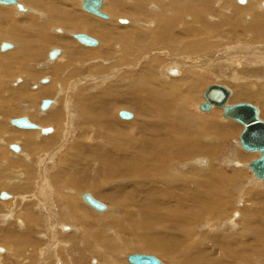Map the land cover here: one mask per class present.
<instances>
[{"label":"bare ground","instance_id":"obj_1","mask_svg":"<svg viewBox=\"0 0 264 264\" xmlns=\"http://www.w3.org/2000/svg\"><path fill=\"white\" fill-rule=\"evenodd\" d=\"M16 1L18 3L19 1L22 2L27 7L26 9V7H23L21 5L24 11H17L18 13H25L28 10V13L33 12L32 13L33 15L29 14L23 17H19L20 15L19 16L16 15L15 9L13 8L14 6L11 7L7 5L11 8L5 7L6 9L5 8L3 9L2 7L5 5H0V42L9 40L15 44L13 45L10 42L12 44L11 48H7L5 50L0 51L1 52L0 53V119L1 121L3 120L2 122H5L4 118H7L9 116L12 117L18 115L20 116L19 112L26 111L27 113L25 115L30 118V120L29 119L28 120L32 121V123H34L39 129L44 127L51 128V126L53 127L51 129L52 132L51 135L44 137L43 139L41 138L40 141L39 140L36 141L35 140L36 137L37 136L40 137L39 130L23 129L28 131L12 132L10 130L7 131L4 126L0 125V137L3 136L2 145L0 146V166L2 165L0 171L5 169L7 172H11V171L20 172L23 178V180L20 181L19 179V181L15 183L17 185H14L13 187L11 186L9 188L13 189L14 192H18V191L26 192L27 190H30V188L31 190H34L35 189L34 185H36V182L34 180L37 177L36 176L34 179V173L37 174L39 170L41 181L40 182L38 181V184L36 185V190L34 191L35 193L38 192L40 194V192H42L45 189L44 186H42L43 183L44 182L46 183L48 180L46 179V175L43 174V172L45 171L44 167H46L47 164L49 163L47 159H49V161H52V157H54L57 151H60L66 143L63 142L64 144L59 146L58 150H55V152L52 151L54 153L52 152L49 153L48 147L46 146L44 140H47L48 143H51L52 146L54 147L57 141H58L57 143H60L62 140H67L68 142V139L66 138L68 133L72 135V133H74L78 129L79 132L81 133L80 135L77 136L78 139H75L77 143L74 144L71 143L72 145L68 147V150L66 149V151L63 152L62 155L63 157L59 159L58 167H57V169L60 170L59 173L49 178V181H53L57 187V190L54 191L56 195V199H53L55 200L54 205H56L54 209L48 207L47 205L45 206L44 201L39 196L37 197V193L35 195L36 197L35 200L39 202L38 204L39 208H37L38 212L40 211L42 213L44 211L45 213L47 211L46 213H49L50 209L52 211V213H49L51 215L50 218H52V220L51 219L50 221L47 220V224L44 225L49 229L50 232L49 231L46 232L47 230L44 227V230H46L45 232L49 233L50 237H53L54 233L60 230L63 231V233H66L65 231L67 230H69L70 233L79 232L80 229L78 227H81L80 225L78 227L72 224L71 226H69V225H65L67 222L65 223L62 221L63 219H70L73 220V222L76 221L83 226L86 225H98L101 227L110 226L111 229L114 228L116 230L114 231L115 233L118 232L119 234H121V232L116 229L119 228L121 230L122 225L121 222L117 219L118 217H116L118 210L114 207V205L113 207L105 206L104 210L102 211L95 212V210L92 209V212L96 213L99 216V217L97 216L98 218L95 220L90 218L86 220H81L79 218L80 217L79 214L82 212L78 205L80 204L81 200L80 201L78 200V204L76 201V199H78L77 197L78 193L82 191H89L90 193H94L97 197L106 200L107 196H110L111 193H113L114 191L112 190L106 191L108 187L104 188L106 186V183L104 182L119 179V182H117L119 183L118 187H120V189H118V196L117 197L115 196L116 197L115 199L113 198L118 204L116 206H120V207L122 206L123 208L124 207L126 208L128 201L126 203L123 200H121V198L130 199V197L132 200L134 198L138 203L141 204L137 206H135V204L134 205L128 204L133 206V210L127 213L125 212L126 213L125 218H127L128 220L130 219L132 220L131 239L132 241L134 240L135 244L134 243L133 244L135 246H133L130 243L123 242L126 241L125 239L123 241L120 240L122 242L118 243L117 242L118 241L117 239H119L118 236H116V238H110V240L107 239L104 240L101 237L92 236L91 233H89L91 238L88 239H91L92 242L87 239H85L84 241H80L78 238L74 237L75 239L78 240L76 242L73 241L75 244L85 243L87 247L86 250L88 249L90 251V254L87 253L88 254L87 256L97 255L105 262V264L106 263L115 264L119 262L118 257L120 256L119 254L120 251L118 250L122 249L124 251L130 250L140 254L143 253L144 255L155 254L156 256H159L163 259L167 258L170 261L172 260L173 262L175 261L181 264H264V209L261 207H260L261 210L259 209L255 211L248 210L250 212V215H247L244 222L241 221L244 215L241 217L240 221L242 222V228L240 229V231H242V235L239 234L241 235L239 236L240 241L242 240L241 243L234 242L233 240L234 237H232L233 234H229V237L227 236L225 238L222 237L220 238V240L216 242L213 241V243L210 244L211 247H209L208 245L201 247L190 246V245L187 246L186 244L184 245L183 241H181L182 239L181 237L178 238L175 236L172 238H168V240L175 239L176 242L180 241V243L184 245V249L180 251L178 247L171 248L168 242L162 241L167 239V237H165L164 234L168 232H172L174 230L175 232L179 233L178 227L176 225L167 226L164 225V223L170 220L176 221L177 219L181 218L180 210H186L187 208L182 201L183 198L185 199L187 194V190H185L184 188L191 186V183L189 181L193 180V178L191 179L186 178L187 175L185 174H184L185 175L184 178H179L182 176H180L179 174L180 171L178 172L175 170V167H179L183 171V169L187 168L189 165L190 167L198 166V169L202 168L200 170H202V172L203 171L206 172L205 176H203V174L201 173L199 175V179H194L195 182L193 183L195 184L194 186H196V188L193 189L191 193V196L193 198H189V200L195 202V206L197 207L198 211H204V212L208 210V205L206 203H203L205 198H209V199L214 198L217 204H221L223 200L225 201L226 199L228 200L229 198L228 193L230 192L229 189L232 191V193L235 192L238 197H242L244 194L245 195L247 194L248 192L247 190H249L248 188H252L258 184H261L258 182H263L264 180L257 179L253 175L255 180L253 179L254 181H251L252 179L251 175L253 173L248 167V164L250 162L249 163L246 162V164H244L245 162H243V160L242 161L240 160L238 156L239 154H237L236 151H231L228 153V154H232L230 155L232 157H227L228 159L227 161L231 163L229 165L238 168V169L232 168L234 170L231 171L230 175L219 172L218 171L219 169L217 168L215 169L213 167L212 168L209 167L210 164L208 160H207V164L206 162H204L206 165H204L202 161L201 162L203 163V165H201L202 163H199L200 161L198 162L197 160H193V159H192L193 161L185 163L186 157L192 155H198L199 153L202 152V148L200 149L197 145V142L192 140L191 135L190 136H184V135L191 133L194 134L195 132H192V130L194 129H196L198 132L203 124L212 125L211 120H213V124H215L214 121L215 118L214 119L206 118L204 119L206 121H203L201 118L197 119L189 114L186 115L184 110L180 109L182 103L178 104V102H175L176 94L174 93L172 94V92L173 91L176 92L177 85L180 86L179 84L181 83L174 81L168 84L173 90L171 94L170 92H168V90H166V89H170L168 85L166 87H164L165 85L162 86L161 89L157 88L156 84H162V83L161 81L158 80V78L157 79L155 78L156 80L153 78V72L158 67L156 60L150 62L147 68L141 70L140 72H134L130 76L129 83L123 87L124 89L122 90L119 89V92H122V94H120L116 99V102H114L115 104L117 103L119 106L131 108L137 114L139 112L141 117L136 116V118L133 120L131 125L135 127L137 126L140 127V130L143 133L147 132V135L144 134L145 136H139L140 133L139 135L133 134V136L135 135L134 138L129 139V141H126L127 139L126 140L121 139L120 142L114 143L113 145L111 144V141H109L108 143H100L103 145H98L99 146L98 149H94V151L97 150V152L95 153L94 161H96L98 165L97 170H99L101 181L103 182L100 183L99 180L98 182L96 181V184L93 183L91 186L82 185V183H80V181L78 180L80 179V177L77 178L76 176L72 181V183L70 184L73 186L72 187L73 191H75L77 194L73 192L74 195H72L73 194L72 193L70 194L71 196H69L67 192H65V190H63L62 188L66 185H69L67 183H63L67 181V179L63 177L64 169L74 168L75 166L77 167V169L79 168L85 169L87 167L92 168L94 166L93 164L94 161L90 163L92 160L89 162V160H85L84 158L76 159L75 162H72V160L70 159L65 160L66 158L65 155L68 154L69 155L68 157H70L71 155L72 158L74 152L79 153L77 155H85L89 157V155L92 152L93 145L90 146L89 144L90 141L89 142L84 141V139L86 140L88 138V137L86 138V134L88 133L87 131L89 130L93 131V128L97 127V129L100 128L101 133H104L103 137L110 138L111 136H113V127H112L113 125L109 124L108 128L104 130L103 129L104 126H101V121H103L104 118L102 119V116H97V114L100 113L101 115L103 113L102 110H100L101 108L99 107V105L104 102L103 101L105 99L104 96H107L109 93L108 86H107V90H103L102 88H106V87H103L104 83L101 82V84H98V86L93 85L92 87H89V89L87 87L88 91L94 90V92L91 95L89 94V96H85V88H81L78 87L79 85L77 86L75 85L74 90L76 94L74 96L77 97L73 99L74 104L72 105L70 101L71 100L70 95L67 96L66 93L67 90L65 89V87L70 81L73 80L74 77H76V75H78V73L73 71L71 69V66L75 67L77 70L86 68L87 71L86 75H89L90 77L93 75L102 77L104 73H106V71L108 70L114 69L122 64L127 65L134 60L136 61V59L145 51L144 49L146 47V49H148L147 51L150 52L152 51L155 54L157 52L159 54L173 53L174 55L175 54L177 55V60L174 59V61L176 62L173 61L175 65L172 64V66L167 68V70L165 71L166 75L175 78V77H179L182 71H184L182 70L183 65L192 66L195 63L207 65L208 62L210 61L209 56L211 55L206 56L205 54L215 55L218 53L221 54L219 55L221 58H217L218 60H214V61L212 60V63L210 62L213 66H215L214 70H216V72L218 73L217 75L220 76V73H221V77L224 75L223 73L226 70H228L224 66V64H226V66H229L228 68L231 71L236 69V71L233 72L234 73L233 75H236L237 77L234 76V78L238 80V82H243L242 79L239 77V75H241L239 73H242V65L243 66L249 65V62L250 64H254V63H251V61H246L245 63H243L244 60L242 62L240 60L242 59L251 60V58L253 57L252 54L251 56H246L245 54H247L248 51L245 50L242 51L243 48L240 50L236 48L229 50L231 47H229V45L227 44L226 46L223 45L225 46L224 48H216V46L212 47L214 44H212L207 39H211V38L236 39L237 37H239L241 33H246L247 31L242 30L241 26H239L240 23H238L235 20L239 21V19H243L244 21V18L246 17L244 21L245 23L252 18V21L249 20L251 22L250 23L251 26L250 25L249 26L251 27V32L253 34L250 35L251 38L248 41H253L254 43L257 44L258 42L264 43V9H263L264 6L260 5L259 8L261 10L257 9V2L259 0H248V1L245 0L244 4L239 3L237 0L238 4L245 6L231 5L229 3L230 0H214L217 3L215 4V2H213L216 7L213 6L214 4L210 3L209 0H101V5L98 10L101 11V9L103 8L102 11L108 13L111 16V19L124 17L126 19L133 18V20H135V23L133 24L135 26L133 25H131L130 27L127 26V28L125 29H123V27L120 28L115 26L116 24L114 25L113 23H111L110 19L109 22L107 23L101 22V21H97L98 19L94 20L93 18L88 17L85 14L82 15L81 13L77 12L78 9L76 11L75 8L77 5H79V3H81L82 0L81 1L68 0L65 1V3H61V4H56L58 0L57 1L55 0L56 1L55 3L53 2V0H16ZM150 1L154 2V4L152 5L155 4L157 5L155 7L156 10L159 11L158 13H153V14L148 13L149 8L147 9V7L149 4H151ZM215 8L218 12L214 11ZM211 10L213 11L211 12ZM225 10L231 12L229 13L230 16L222 14L223 13L222 11ZM83 11L103 20L109 18L107 14H106L107 17L103 18L94 15L88 11L85 10ZM169 13H171V16ZM210 14L213 15V17L210 16L211 19L212 20L215 19L218 22H214L212 24H209V22L206 23L204 20H206L207 19L206 17ZM232 14L237 15L239 19H237L238 17L236 18V16H231ZM217 16L219 18H217ZM211 19L210 21H212ZM151 20L154 23L153 22L149 23ZM119 24L127 25L128 21H126V23L119 22ZM143 24H151V25L153 24L152 26H154V28L151 29L145 28ZM53 26L57 28L60 27L62 28V30L65 29V32L57 28L54 29ZM224 26L226 27L225 29L223 28ZM52 27H53V31L57 34H62V35L65 34L69 37H72L71 36L72 33L83 32L89 36L96 37L99 40V42L97 40V43L95 45L87 46L77 41L80 45L84 47L93 48V49H86V48L79 49L74 46V44L72 43L71 40H69L68 37H62L61 35H60L61 37H59V35L58 36L56 35L57 37H53V36L51 37L49 35V30ZM115 45L118 46L117 47L118 49L115 48L116 47ZM47 46L59 47V49L63 51V54L62 51L59 50V54L53 60H47V63L36 64L35 67H37L38 69L40 68L44 69L40 74L31 71L30 70L31 68L28 67H33L32 65H34V63L40 58V55L43 53L44 47ZM135 46L136 48L137 46H139L140 48H142V50L137 52V50L139 49L138 47L137 50L135 51ZM219 46H221V44ZM256 47L257 49H261L263 51L261 52L262 54L260 55L262 59H264V46L257 45ZM61 54L63 56H60ZM236 54H238V56ZM95 58L98 61L104 59L112 60L113 65L111 64L110 67H101L95 64V66L86 67V65L82 63L84 61L93 60ZM255 58L257 64L264 63L263 62L264 60L262 61L259 57H255ZM28 62L31 63V65L29 64L28 66L27 64ZM138 66L139 64L135 65L134 71L135 69H137ZM45 76L48 77L45 78ZM193 76L196 79V81H200L199 79H201V76L194 75V73ZM18 77L23 78V79L21 78V82H20L21 85H19L20 87L16 89V91H11L13 93L11 92L7 93L5 91V86L8 85L10 80H14V79L16 80L18 79ZM247 78H250V76H248ZM247 78L246 80L244 78L245 80L244 83L243 84L241 83L240 85L241 90H239V92L237 91L233 95V98L237 99L238 97H242V98L251 99L256 102L258 101L259 105L263 106L262 112L264 114V98L261 95L262 92L261 90H259V87H257L256 90H253V87H250L251 86L250 81L252 80L250 79L248 80ZM251 78L259 82L258 81L259 78L256 77H251ZM41 79H45L46 82L41 83L40 82ZM101 79L105 81L104 78ZM218 79L219 78H217V80ZM29 83H33L32 86L34 84L37 85L36 89L34 90L30 89L32 92L29 91L27 88ZM183 84H187V83L184 82ZM193 84L194 83H192L191 85L188 84V88L192 93L195 90V88H197L198 86L197 83H195L194 85ZM13 86H16L15 88H17L18 83L13 84L12 87ZM179 91L177 90L178 94L181 93ZM50 96L51 98H53V100H51ZM230 96H231V92H230ZM230 96L226 101V105L228 103ZM42 98L44 99L49 98L50 104L45 110L40 111L39 103L42 100ZM69 98L70 100H68ZM202 98H203V93H202ZM20 101H25L26 103L22 105L25 107L21 108L22 110L19 112L16 111L15 109H10L8 107L5 108L6 105L8 104L11 103L14 104ZM199 105L197 106L199 107ZM151 106L159 114L158 116L155 114L152 116H157V117H152L150 115ZM174 106H176V108H174ZM75 108L78 109L79 111L77 115H75V111H74ZM212 108H218V107L212 105L211 110ZM218 109H222V108H218ZM66 111H67V115L68 116L70 115L69 120L67 119V122H65ZM210 111L207 112L199 111V112L206 114L209 113ZM132 117L133 115L131 114V117L128 120H131ZM221 117L223 118V116ZM139 118L141 119L143 118L142 120V122L144 123L143 126H141V121ZM223 119L226 121L228 120L225 118ZM76 120H80V123L78 122L79 123L78 128L74 129L73 125ZM66 126H68L67 129L64 128ZM91 127L93 128L89 129ZM63 129H65L66 136L65 133H63L64 132ZM233 130L234 128L227 127L224 130L222 129V132L217 131L216 133H212L215 131L214 130L210 133L216 135L219 132L218 133L219 135L217 136L223 142L225 140H228L227 137L232 135ZM223 131H225L226 133H224ZM106 132H108V134H106ZM199 133L201 132L199 131ZM238 140H239V136H238ZM10 144H15L17 145V147L19 146L18 152H16L18 156H16L14 152L11 151H10L11 153L9 152L8 146ZM222 144L220 145L222 146ZM128 147H131L130 148L131 151L127 150ZM216 149H219V147ZM213 152L211 151L212 156L214 154ZM186 153L188 154L187 156ZM249 153H258V152H249ZM91 164L93 165L91 166ZM34 168H36L35 172H34ZM227 168H229L228 165ZM245 168L249 169L252 174L248 175ZM242 170H244L243 171L244 173L242 172ZM32 173H33V178L31 176ZM240 173L241 175L245 174L248 178L247 177L244 178L245 175L243 177H240ZM6 179H7V175H1L0 173V183H1L0 185L2 187L7 186L5 181ZM37 179L39 180V178ZM145 181L156 183L160 188L153 190L154 194L152 196H150V194L144 195L141 193L142 191L140 190V188L142 186H140L139 184ZM12 182L10 181L11 185H13ZM41 182L42 185L40 184ZM108 183L109 182H107V185ZM194 186L192 187L194 188ZM159 191L162 195L161 197L162 199L160 200L154 199L153 196ZM68 193H70V190ZM130 194L132 196H130ZM133 194H136L137 196H134ZM20 195L18 196V198L20 197L22 201L20 202L19 200L20 202L19 203L13 200L15 202L14 204L15 206L11 208L8 205L7 214L5 215L20 214L24 218L23 220L24 223L32 224L34 222L32 221L33 217L32 216L30 217L27 211L22 212V209L21 211L19 209L21 208V204L23 202L26 201L30 202L34 197H32L31 195L22 196L21 193ZM169 198L175 199V202L172 203L173 201L172 202L168 201ZM40 205H43L44 208H41L42 206L40 207ZM55 208L57 209L58 214H56ZM82 209L84 210V208ZM170 209H174V210L170 212ZM187 209H190V206ZM104 211L106 213L108 212V214H106ZM156 211L161 212V214H173V215L165 217L159 215ZM101 212L105 213L106 215H103V213ZM234 213L236 212L234 211ZM40 214H39V218L42 219L46 218V214H44L45 217L43 215L41 217ZM100 214H102L103 216L100 217L101 216ZM57 215H59L60 218L59 227H57L58 226L56 221ZM237 215H235V217H238ZM99 220H102L101 223H104V225H100L101 223ZM106 221L108 223H106ZM36 223L37 225L39 224L38 226L40 225L43 226V224H41L39 220L36 221ZM22 224L23 223H21V225ZM179 226L183 228V230L186 229L184 231L185 233H189V235L192 233V231H194V227H192V225H188V223L186 222L181 223ZM224 226L229 227L232 230L236 228L235 224L233 225L230 222L228 225L224 224ZM222 227L223 225L221 224L217 228L220 229ZM29 230H31V228H29ZM80 233L82 235L84 232L82 233L80 230ZM84 235L88 236V234H84ZM159 236H160V240H157L156 238ZM21 237L22 236L20 235V238ZM190 238L191 237L185 236L184 240L188 241L190 240ZM223 239L225 241H223ZM25 240L21 244L24 248H27L28 244L26 245ZM110 241L113 243L111 244ZM34 243L35 242L31 243L33 247L36 246ZM96 246H108L107 250L104 252L106 254V257H104L101 253L98 252V248ZM116 246H118L119 249ZM215 246H220V248L216 250ZM247 246H257L259 249L253 251V247L249 248ZM62 247H67V246H62ZM71 248H73V246H71ZM83 250L85 253V249ZM213 255L217 256V259H211ZM51 257H53V255ZM83 259L85 258L79 259L77 261V264H85L84 262L85 260L82 261ZM86 260H87L86 261L87 264H89L90 261L92 262V260L90 259L89 261L88 259ZM97 260H95L94 264H97V262L98 264H100V260L99 259ZM160 262L162 264H166L163 263L162 261Z\"/></svg>","mask_w":264,"mask_h":264},{"label":"rangeland","instance_id":"obj_2","mask_svg":"<svg viewBox=\"0 0 264 264\" xmlns=\"http://www.w3.org/2000/svg\"><path fill=\"white\" fill-rule=\"evenodd\" d=\"M57 1V0H56ZM55 0H53V2L55 3L56 2ZM63 1V2H62ZM65 1H68V0H58L57 2H56V4H61V3H65ZM69 1H71V0H69ZM81 1V0H80ZM246 1H248V0H246ZM105 2V1H104ZM209 2L210 3H213V2H215L214 0H209ZM261 2V3H260ZM262 2H264V0H259L258 2H257V9H260L259 7H260V5H262ZM19 3H21V5L23 6V7H26L22 2H20L19 1ZM150 3L151 4H149L148 5V7H147V9H148V13H151V14H153V13H158L159 11H157L156 10V7L155 6H157L156 4L155 5H152V4H154V2L152 1H150ZM231 5H235V6H245V5H240V4H238L237 3V0H230V2H229ZM260 3V4H259ZM214 4V3H213ZM215 4H217L216 2H215ZM215 4L213 5V6H215ZM246 5H247V3H246ZM79 6V7H78ZM2 7V6H1ZM5 7H8V8H11V7H13V6H11V7H9V6H3L2 8L4 9ZM216 7V6H215ZM1 8V9H2ZM14 9H15V7H13ZM12 8V9H13ZM261 8H263V7H261ZM6 9V8H5ZM26 9H27V7H26ZM29 9V8H28ZM76 11H77V9H78V11L77 12H79V13H81L82 15H86V16H88V17H91V18H93L94 20H97V21H101V22H109V19H110V22L111 23H113L115 26H117V27H123V29H125V28H127V26L128 27H130L131 25H133L134 23H135V20H133V18H125L127 21H128V24L127 25H125V24H119V22H118V18H124V17H118L117 19H111V16L108 14V13H106L105 11H102V9H101V11L103 12V13H105V14H107V16L109 17L108 19H106V20H103V19H100V18H98V17H95V16H93V15H91V14H89V13H87V12H84L81 8H80V3H79V5H77L76 6ZM211 9V8H210ZM257 9H256V11H257ZM264 9V8H263ZM261 10V9H260ZM213 10H211V12H212ZM215 12H218L217 10H216V8H215V10H214ZM15 12H16V15H20L19 17H23V16H25V15H29V14H32L31 12H29L28 13V10H27V12H25V13H18L17 12V10L15 9ZM223 13V15L225 14V15H227V16H230L229 15V13H231V12H228L227 10H225V11H222ZM258 12H259V10H258ZM257 12V13H258ZM27 13V14H26ZM170 14V16H171V13H169ZM33 15V14H32ZM18 16H15V17H18ZM169 16V15H168ZM189 16V15H188ZM210 16H212L213 17V15H208L205 19L206 20H204L206 23H208L209 22V24H212V23H214V22H218V21H216L215 19H211V17ZM231 16H236V18L238 17L237 15H235V14H232ZM215 18V17H214ZM217 18H219L218 16H217ZM209 19V20H208ZM210 19L213 21H210ZM237 19H239V17L237 18ZM245 19H246V17L244 18V21H245ZM108 20V21H107ZM117 20V21H116ZM208 20V21H207ZM215 20V21H214ZM250 21H252V18L251 19H249ZM248 20V21H249ZM235 21H237L238 23H240L239 24V26H241V29L242 30H246L247 32L246 33H241L240 35H239V37H237L236 39L235 38H233V39H227V38H223V39H217V38H211V39H207L208 41H210L212 44H214L212 47H215L216 46V48H224L225 46H226V44L227 45H229V47H231L229 50H232L233 48H236V49H238V50H240V49H242V51L243 50H245V51H248V53L247 54H245L246 56H251V54H252V58H251V60H249V59H242V60H240L241 62L244 60V62L243 63H245L246 61H251V63H254V64H250V62H249V65H242V73H239V74H241V75H239V77L242 79V81L243 82H238V80H236L235 78H234V76H236V75H233L234 73L233 72H235L236 71V69L235 70H233V71H231L228 67L229 66H226V64H224V66H225V68L226 69H228V70H226L222 75V77H221V71L219 72L220 73V76H218L217 74V72H216V70H214V67L215 66H213L211 63H212V60L214 61V60H218L217 58H221L219 55H221V54H215V55H213V54H205L206 56H209V55H211V56H209V58H210V61L208 62V64L207 65H205V64H197V63H195V64H193L192 66L190 65H183V68H182V70H184V71H182V73H181V75L179 76V77H170V76H168V75H166V73H165V71L167 70V68H169L170 66H172V64H174L175 65V63H173V61H174V59H176L177 60V55L175 54H173V53H163V54H159V53H157L156 52V54L154 53V52H150V51H147L148 49H146V47H145V51L136 59V61L134 60V61H131V63H129V64H122V65H120V66H118V67H116V68H114V69H111V70H108V71H106V73H104V75L101 77V76H95V75H93V76H89V75H86L87 74V71H86V68H83V69H79V70H77L75 67H72L71 66V69L73 70V71H75V72H77L78 73V75H76V77H74L73 78V80L72 81H70L68 84H67V86L65 87V89L67 90L66 91V93H67V96L68 95H70V98H71V100H70V98L68 99V100H70L71 101V104L73 105L74 103H73V99H75L77 96H74L76 93H75V90H74V87H75V85L77 86V85H79L78 87H81V88H85V96H89V94L91 95V94H93V92H94V90H87V87H88V89H89V87H92L93 85H97L98 86V84H101V82H103L104 84H103V87H106V88H102L103 90H107V86H108V95L107 96H104L105 97V99L103 100L104 102L102 103V104H100L99 105V107L101 108H99L100 110H102V114L100 115V113L99 114H97V116H102V119H103V121L104 122H106V123H104L103 121H101V126H104L103 127V129L104 130H106V128H108V125L110 124H112L113 126V136H111L110 138H108V137H103V135H104V133H101V130H100V128H98L97 129V127H95V128H93V127H91V128H89V129H92L93 128V131L92 130H89V131H87L88 133L86 134V140L84 139V141H90V146L91 145H93L92 146V152H91V154L89 155V154H87V155H89V157H87V156H85V155H77V154H79V153H77V152H74V154H73V157L72 158H74V159H72L71 158V155H70V157H68L69 155L67 154V155H65L66 156V158H65V160L66 159H70V160H72V162H75V160L76 159H79V158H84L85 160H89V162L90 163H92L94 160H95V153L97 152V150H95L94 151V149H98V145H103V144H100V143H108L109 141H111V144L113 145L114 143H117V142H120V140L121 139H127L126 141H129V139H131V138H134V136H133V134H136V135H139V133H140V135L139 136H145V135H147V132L146 133H143L141 130H140V127H135V126H132L131 125V123L133 122V120L136 118V116H139V117H141V115H140V113L138 112V114L137 113H135V111L134 110H132L131 108H126V107H124V106H119L117 103L115 104L114 102H116V99L118 98V96L120 95V94H122V92H119V89H124L123 87L126 85V84H128L129 83V81H130V76L134 73V72H140L141 70H143V69H145V68H147V66L149 65V63L150 62H152V61H154V60H156V62H157V68H158V70H157V68H156V70L153 72V78L155 79H157L158 78V80L159 81H161V83L162 84H156L157 85V88H159V89H161L162 88V86H164V87H166L168 84H170L171 82H178V83H181V84H179L180 86H178L177 85V87H176V92L175 91H173L172 90V88L169 86V88L170 89H166V90H168V92H170V94H171V92H172V94L174 93V94H176V100H175V102H178V104H181L182 103V106L180 107V109L182 110H184V112H185V114L186 115H191L192 117H194V118H197V119H202L203 121H206V120H204V119H211V118H215L214 119V121H215V124H213V120H211L212 121V125H209V124H203L201 127H200V129H199V131L201 132V133H199V131L197 132V130L196 129H194V130H192V132H195L194 134L193 133H191V134H187V135H184V136H190L191 135V137H192V140H194L195 142H197V145H198V147L201 149L202 148V152L201 153H199L198 155H192V156H188V157H186V160H185V163H187V162H190V161H193V160H197L199 163H204V162H206V164H207V160H208V162H209V164H210V166L209 167H213V168H217V169H219L218 171L219 172H222V173H224V174H229L230 175V173H231V171H233L234 169H236L237 167H235V166H232V165H229V164H231L230 162H228L227 160V157H232V156H230V155H232V154H228L229 152H231V151H236L237 152V154H239L238 156H239V158H240V160L242 161L243 160V162H245L244 164H246V162L247 163H249V162H251L252 160H254V159H256V158H258L259 157V154L258 153H249V152H246V151H244L240 146H239V140H238V136H239V134H240V132H241V130H242V125H240L239 123H237V122H234V121H230V120H224L221 116H222V109H218V108H212V110L209 112V113H206V114H203V113H201V112H199L198 111V106L197 105H199L200 103H202L204 100H203V98H202V93L204 92V90L207 88V86H209V85H211V84H218V85H222V86H224V87H226L228 90H230V92H231V96H230V98H229V100H228V103H227V105H229V104H234V103H240V102H243V103H250V104H252V105H254V106H256L257 108H258V111H259V117L262 119V120H264V114H263V106H261V105H259V103H258V101L256 102V101H253V100H251V99H247V98H242V97H238L237 99L236 98H233V95L238 91L239 92V90H241L240 89V85H241V83L243 84L244 83V81L246 80V78L248 77V76H250V78H247L248 80L250 79V80H252V81H250V84H251V86H250V84H249V86L250 87H253V90H256V88L257 87H259V90H261V92H262V96H263V98H264V78H263V76H264V63H258L257 64V61L255 60L256 58L255 57H261V55L260 54H262L261 52H263L261 49H257V45L259 46V45H261V46H264V43H259L258 42V44L257 43H254L253 41H248L251 37H250V35H252L253 33L251 32V25H250V21L248 22H244L243 21V19H239V21L238 20H235ZM241 21V22H240ZM153 21L151 20L149 23H152ZM243 22V23H242ZM154 23V22H153ZM130 24V25H129ZM153 25V24H152ZM151 24H143V26L145 27V28H154V26H152ZM250 25V26H249ZM133 26H135V25H133ZM147 26H149V27H147ZM54 27V26H53ZM53 27L49 30V35L52 37H57L58 35H59V37H68L69 38V40H71L72 41V43L74 44V46L76 47V48H79V49H93V48H90V47H84V46H82V45H80L75 39H73L72 37H69V36H67V35H62V34H57V33H55L54 31H53ZM138 27V26H137ZM55 28H57V27H54V29ZM224 29L226 28L225 26L223 27ZM222 28V29H223ZM57 29H60V30H62V28H60V27H58ZM52 31V32H51ZM62 31H64L65 32V29H63ZM55 35V36H54ZM57 35V36H56ZM61 35V36H60ZM247 36V37H246ZM67 38V39H68ZM93 38H95L96 40H98L96 37H93ZM248 38V39H247ZM217 40V41H216ZM219 40H221V41H219ZM6 41H9V40H6ZM247 41H248V43H247ZM9 42H11V41H9ZM98 42H99V40H98ZM13 45H15L13 42H11ZM221 44V46H219L220 44ZM224 43V44H223ZM218 44V45H217ZM223 45H225V46H223ZM116 47L115 48H117L118 46L117 45H115ZM181 46V45H180ZM219 46V47H218ZM223 46V47H222ZM58 48L59 49V47H56V46H47V47H44V49H43V53L40 55V58L34 63V65H32L33 67H28L29 66V64L31 65V63H27L28 64V68H31L30 70L31 71H34V72H37V73H41L44 69H42V68H40V69H38L37 67H35L36 66V64H39V63H47V60L48 59H46V55H47V51H49L51 48ZM139 46H137V48H138ZM182 47V46H181ZM114 48V49H115ZM137 48H136V46H135V51L137 50ZM95 49V48H94ZM118 49V48H117ZM255 49V50H254ZM59 50H61V49H59ZM142 50V48H140L139 47V49L137 50V52L138 51H141ZM259 52H258V51ZM10 51V50H9ZM62 51V50H61ZM115 51V50H114ZM118 51V50H117ZM147 51V52H146ZM251 51H253V52H255V53H253V52H251ZM250 52V53H249ZM1 53V52H0ZM213 53V52H212ZM62 54H63V51H62ZM60 55V56H63V55ZM151 54V55H150ZM250 54V55H249ZM237 56H238V54H236ZM244 55V56H245ZM255 55V56H254ZM60 56H58V57H60ZM148 56V57H147ZM224 56V55H223ZM222 56V57H223ZM121 57V56H120ZM119 57V58H120ZM176 57V58H175ZM113 58H115V57H113ZM215 58V59H214ZM115 59H117V58H115ZM148 59V60H147ZM253 59H254V61H253ZM262 61L264 60V59H262V57L260 58ZM45 61V62H44ZM140 61V62H139ZM174 62H176V61H174ZM211 62V63H210ZM264 62V61H263ZM82 63H84L85 65H86V67H92V66H95V64L96 65H98V66H101V67H110L111 66V64L113 65V63H112V60H107V59H104V60H96V58L95 59H93V60H89V61H84V62H82ZM139 64V66L137 67V69H135V71H134V68H135V65H138ZM261 64V65H260ZM215 65V64H214ZM255 65H256V67H255ZM260 65V66H259ZM263 65V66H262ZM202 66V67H201ZM248 66H249V68H248ZM181 67V66H180ZM191 67V68H190ZM262 67V68H261ZM260 68V69H259ZM46 69V68H45ZM110 69V68H109ZM263 69V70H262ZM255 70V71H254ZM263 71V72H262ZM46 72V71H45ZM212 72H213V74H212ZM227 72V73H226ZM254 74H252V73ZM260 72V73H259ZM193 73H194V75H198V76H201V79H199L200 81H196V79L194 78V76H193ZM211 73V74H210ZM192 74V75H191ZM256 74H258V75H256ZM46 75V74H45ZM86 75V76H85ZM225 75H227V76H225ZM233 75V76H232ZM262 75V76H261ZM89 76V77H88ZM108 76V77H107ZM158 76V77H157ZM192 76H193V78H192ZM215 76V77H214ZM48 76H45V78H47ZM95 77V78H94ZM97 77H100V78H97ZM107 77V78H106ZM192 79H190V78ZM206 77V78H205ZM229 77V78H228ZM231 77V78H230ZM237 77V76H236ZM251 77H256V78H259L258 79V81L259 82H257V81H255V80H253V78H251ZM263 78V79H261V78ZM21 78L22 77H18V79H14V80H10L9 81V83H8V85L7 86H5V91L7 92V93H9V92H11V91H16V89H18L20 86L19 85H21ZM87 78H89V79H87ZM101 78H104L105 79V81L104 80H102ZM161 78V79H160ZM217 78H219L218 80H217ZM244 78H245V80H244ZM23 79V78H22ZM90 79H92V80H90ZM94 79V80H93ZM97 79V80H96ZM155 79V80H156ZM207 79V80H206ZM81 80V81H80ZM182 80H184V81H182ZM185 80H187V81H185ZM23 82V81H22ZM76 82V83H75ZM109 82V83H108ZM157 82V81H156ZM187 83V84H183V83ZM190 82V83H189ZM16 83H18V87L17 88H15L16 86H13L12 87V85L13 84H16ZM77 83H79V84H77ZM158 83H160V82H158ZM192 83H197L198 84V86H197V88H195V90L193 91V93L192 92H190V89L188 88V84H192ZM32 84L33 83H29L28 84V86H27V88H28V90L29 91H31V90H34V89H36V87H37V85L36 84H34L33 86H32ZM193 84V85H194ZM186 85H187V87H186ZM190 85H189V87H190ZM255 85V86H254ZM183 86H184V88H183ZM32 87V88H31ZM178 87H180V88H178ZM261 87V88H260ZM183 88V89H182ZM186 88V89H185ZM15 89V90H14ZM31 89V90H30ZM177 90L179 91V90H181V91H179V92H181V93H179L178 94V92H177ZM32 92V91H31ZM6 93V94H7ZM11 93H13V92H11ZM112 95V96H111ZM180 95V96H179ZM178 96H179V98H178ZM183 96V97H182ZM188 98H186V97ZM181 97V98H180ZM50 98H51V96H50ZM113 100H112V99ZM185 98V99H184ZM44 98H42V100H43ZM45 99H49V98H45ZM181 99V100H180ZM51 100H53V98H51ZM187 102H186V101ZM188 100H191V101H188ZM109 101H112V102H109ZM180 101V102H179ZM184 101V102H183ZM26 102L25 101H20V102H18V103H14V104H8V105H6V107L5 108H10V109H15L16 111H21L22 109L21 108H23V107H25V106H22L23 104H25ZM189 103V104H188ZM40 104V103H39ZM15 107H13V106ZM102 106V107H101ZM75 107V106H74ZM151 108V111H150V115L152 116V115H159L158 114V112H156L155 110H154V108L151 106L150 107ZM174 108H176V106H174ZM37 109V108H36ZM187 109V110H186ZM72 110V109H71ZM119 110H126L127 112H130L132 115H133V117H132V119L131 120H121V119H119L118 117H117V112L119 111ZM48 111V110H47ZM75 115H77L78 113H79V111H78V109H76L75 108ZM23 111H21V112H19V114H20V116L18 115V116H15V117H12V116H9V117H7V118H4V121L5 122H2L1 121V119H0V125H2V126H4L5 127V129L8 131V130H10V131H12V132H14V131H28V130H23V129H18V128H15V127H13V126H11V125H9V120L10 119H12V118H17V117H22V115L23 116H25L27 119H29L30 120V118L29 117H27L25 114L27 113L26 111L25 112H23ZM38 112H40V111H38ZM81 112V111H80ZM42 113V112H41ZM2 115V114H1ZM70 116V115H69ZM69 116L67 115V111H66V120H65V122H67V119L69 120ZM105 116V117H104ZM157 116H152V117H157ZM47 117V116H46ZM10 118V119H9ZM105 118H106V120H105ZM9 119V120H8ZM140 119V121H141V126H143L144 125V123L142 122V120H143V118L141 119V118H139ZM7 121V122H6ZM30 122H32V121H30ZM80 123V120H76L75 121V123H74V125H73V128L74 129H77L78 128V125H79V123ZM123 123H125V124H123ZM34 124V123H33ZM50 126V125H49ZM132 126V127H131ZM52 127L53 126H51V129H52ZM67 127L68 126H66V127H64V128H66L67 129ZM227 127H232V128H234V130H233V132H232V135L231 136H229V137H227V139L229 140H225V141H221V139L217 136V135H219L218 133L215 135V134H212V133H216L217 131H221L222 132V129L224 130L225 128H227ZM50 128V127H49ZM54 129V128H53ZM215 131H214V130ZM218 129V130H217ZM81 130V129H80ZM137 130V131H136ZM31 131V130H30ZM63 133H65V129H63ZM203 131V132H202ZM212 131H214V132H212ZM95 132V133H94ZM142 132V133H141ZM205 132V133H204ZM210 132H212V133H210ZM224 133H226L225 131H223ZM72 133V132H71ZM207 133V134H206ZM52 134V132L50 133V134H47V135H40V137H36V141L37 140H41V138L43 139L44 137H47V136H49V135H51ZM81 133L79 132V129L78 130H76L74 133H72V135L70 134V133H68L67 134V136H66V133H65V136H66V138L68 139V142H67V140H62L60 143H57L56 142V144H55V146L53 147L52 146V144L51 143H48V141L47 140H44L45 141V143H46V146L48 147V152L50 153V152H52V151H54L55 152V150H58V147L59 146H61V145H63L65 142V145H64V147H62V149L60 150V151H57V153H56V155L54 156V157H52V161H49V159H47V161L49 162L48 164H47V166L46 167H44L45 168V171L43 172V174L44 175H46V179H48L47 180V182L45 183H43V185H42V182L40 183L42 186H44V190L42 191V192H40V194L38 193V192H36L37 193V197L39 196L43 201H44V205L46 206H48V207H50V208H52V209H54V207L56 206V205H54L55 204V200H53V199H56V195H55V193H54V191H56L57 190V187H56V185H55V183L53 182V181H49V178L50 177H53L54 175H56L57 173H59V169H57V167H58V161H59V159H61L63 156V152L64 151H66V149L68 150V147L69 146H71L72 144L71 143H77V141H75V139H78L77 138V136L78 135H80ZM98 134V135H97ZM100 134V135H99ZM102 134V135H101ZM106 134H108V132H106ZM145 134V135H144ZM186 134V133H185ZM193 134V135H192ZM212 134V135H211ZM69 135H70V138H69ZM42 136V137H41ZM72 136V137H71ZM99 136V137H98ZM208 136V137H207ZM217 136V137H216ZM2 137L3 136H1L0 137V146L2 145ZM217 138V140H216V138ZM106 138V139H105ZM219 138V139H218ZM100 139V140H99ZM94 140V141H93ZM102 140V141H101ZM216 140V141H215ZM93 141V142H92ZM104 141V142H103ZM113 141V142H112ZM64 142V143H63ZM217 142V143H216ZM218 142H219V144H218ZM84 143V142H83ZM92 143H94V144H92ZM223 143V144H222ZM225 143H227V144H225ZM218 144V145H217ZM220 144H222V146L220 145ZM230 145V147H229V145ZM213 145V146H212ZM220 145V146H219ZM225 146V147H224ZM228 146V147H227ZM213 147V148H212ZM215 147V148H214ZM219 147V149H221V150H219V149H216V148H218ZM221 147V148H220ZM18 148H19V146H18ZM131 147H128L127 148V150H129V151H131V149H130ZM226 148V149H225ZM99 149H101V148H99ZM212 149V150H211ZM214 149H215V151H214ZM228 150V151H227ZM211 151L214 153L213 154V156L211 155L212 153H211ZM220 151V152H219ZM223 151V152H222ZM9 152H10V150H9ZM54 152H52V153H54ZM11 153V152H10ZM125 154V153H124ZM15 155L16 156H18V154H16L15 153ZM14 155V156H15ZM74 155H76V156H74ZM188 154L186 153V156H187ZM215 157V158H214ZM224 157H225V159H224ZM194 158H196V159H194ZM21 159H23V158H21ZM44 159H46V158H44ZM189 159V160H188ZM193 159V160H192ZM25 160V159H24ZM23 160V161H24ZM43 160V159H42ZM204 160V161H203ZM45 161V160H44ZM202 161V162H201ZM226 162V163H225ZM203 163L201 164V165H203ZM227 164L228 165V167L229 168H227V165H225V164ZM242 163V162H241ZM94 166L91 168V167H87V168H85V169H77V167L75 166L74 168H69V169H64V171H63V177L64 178H66L67 179V181L66 182H63V183H67V184H69V185H66V186H64V187H62L63 188V190H65V192H67V194L69 195V196H71L70 194H72L73 192H75V191H73V189H72V185L70 184V183H72V181L74 180V178L77 176V178L78 177H80V179H78L79 181H80V183H82V185H92L93 183H95L96 184V181L98 182L99 180H100V183L101 182H103V181H101V176H100V172H99V170H97V163H96V161H94ZM93 164H91V166L93 165ZM205 163H204V165H206ZM51 165V166H50ZM2 166V165H1ZM0 166V168H2ZM226 166V167H225ZM223 167H225V168H223ZM222 168V169H221ZM232 168H234V169H232ZM36 168H34V172L36 171L35 170ZM47 169V170H46ZM188 169V170H187ZM200 169H202V168H199L198 169V166H195V167H190V165L187 167V168H184L183 169V171L181 170V168H179V167H175V170L176 171H180L179 172V174H180V176H182V177H179V178H184L185 177V175H187L186 176V178H189V179H191V178H193V180L192 181H189L190 183H191V186H188V187H186V188H184L185 190H187V194H186V197H185V199L183 198V203H184V205L188 208L189 206H190V209H187L186 208V210H180V214H181V218H179V219H177L176 221H172V220H170V221H168V222H165L164 223V225H167V226H174V225H176L177 227H178V231H179V233H177V232H175L174 230L172 231V232H168V233H166V234H164L165 235V237H167V239H165V240H162V241H165V242H168L169 243V246L171 247V248H175V247H178L179 248V250L181 251V250H183L184 249V245L186 244L187 246H205V245H208L209 247H211L210 246V244L211 243H213V241H218V240H220V238H225L226 236L227 237H229V234H233L232 235V237H234V242L235 243H241V241H240V238H239V236H241L242 235V231H240V229L242 228V222H244V220H245V218L247 217V215H250V212L248 211V210H257V209H259V210H261L260 209V207L261 208H263L264 209V181L263 182H258V181H256V182H258V183H261V184H258V185H256V186H254V187H252V188H248L249 190H247L248 192H247V194L245 195H243L242 197H238L237 196V194L235 193V192H233L232 193V191L229 189V193H228V196H229V198H228V200L226 199V201L225 200H223L222 201V203L221 204H217V202H216V200L214 199V198H205L204 199V201H203V203H206L207 205H208V210L206 211V212H204V211H198V209H197V207L195 206V202L194 201H192V200H189V198H193L192 196H191V193H192V191H193V189H195L196 188V186H194L195 184L193 183V182H195L194 181V179H199V175L202 173L203 174V176H205L206 175V172H202V170H200ZM232 169V170H231ZM238 169V168H237ZM246 169V168H245ZM38 170V169H37ZM78 170V171H77ZM244 170H242V172H243ZM246 172H247V174L248 175H250V174H252L251 173V171L249 170V169H246ZM0 173H1V175H7V179L5 180L6 181V184H7V186L6 187H2L1 185V187H0V191H3V192H5L7 195H8V198L7 199H5V200H0V264H77V261L79 260V259H82V258H85V259H83L82 261H84L85 262V264H87L86 263V259H88V261H89V259L90 260H92V262L90 263L89 262V264H94L95 263V260H97V259H99L100 260V264H105V262L99 257V256H97V255H89V256H87L88 254L87 253H89L90 254V251L88 250H86V245H85V243L83 244H75L74 242H76V241H78L77 239H75L74 237H76V238H78L80 241H84L85 239H87V240H89V241H91V239H88V238H91L90 237V235H89V233H91V235L92 236H98V237H101V238H103L104 240H110V238H116V236H118L119 237V239H117L118 241V243H121L124 239L126 240V241H123V242H127V243H130V244H132L133 246H135L134 244H135V242H134V240L132 241V239H131V234H132V229H131V225H132V220L130 219V220H128L127 218H125V214L127 213V212H130V211H132L133 210V206L132 205H134L135 204V206H137V205H141L140 203H138L134 198H133V200L131 199V197H130V199H128V198H121V200H123L124 202H126L127 203V201H128V203H127V207L125 208H123L122 206L120 207V206H116V205H118L117 203H116V201L114 200L117 196H118V189H120V187H118V185H119V183H117V182H119V179H116V180H110V181H107V182H109L108 183V185H107V182H104V183H106V186L104 187V188H107L106 189V191H114L113 193H111V195L110 196H107V199L106 200H104V199H102V198H100V197H97L94 193H90L89 191H82V192H80V193H78V199H76V201H77V204H78V200L80 201L81 199H80V196H81V194H83V192L85 193H89L92 197H94V199H96L97 201H99V202H101V203H103L106 207L107 206H110V207H113V205H114V207L118 210V212H117V214H116V217H118L117 219L121 222V225H122V229L120 230L119 228H116L118 231H120L121 232V234H119L118 232H114V231H116L114 228H110V226H106V227H101V226H98V225H86V226H83V225H81L80 223H78V222H76V221H74L73 222V220H70V219H61L63 222H67L65 225H69V226H71V224L72 225H76V227H78L79 225L81 226V227H78L80 230H81V232L83 233L82 235H84V234H88V236H86V235H84V236H82L81 235V233H80V230H79V232H71L70 233V231L69 230H67V231H65L66 233H63V231H58V232H55L54 233V236L53 237H50V235H49V233H46V232H48L49 231V229L47 228V227H45L44 225H46L47 224V220L48 221H50V219L52 220V218H50L51 217V215L49 214V213H52V211H51V209L49 210L50 212L49 213H44V211L41 213L40 211L38 212L37 211V208H39V206H38V204H39V202H37L36 200H35V195H36V193H35V191L34 190H36V185L38 184V181L40 182L41 181V179H40V172H39V170H38V172H37V174L36 173H34V179H35V177H36V179L34 180L35 182H36V185H34V190H31V188H30V190H27L26 192H21V191H18V192H14V190L13 189H11V188H9V187H13L14 185H17V184H15L16 182H18L19 181V179H20V181L21 180H23V178H22V174L20 173V172H15V171H11V172H7L5 169H3V170H1L0 171ZM233 173V172H232ZM244 173V172H243ZM36 174V175H35ZM185 174V175H184ZM39 175V176H38ZM184 175V176H183ZM191 175V176H190ZM245 174H242L241 175V173H240V177H243ZM31 176H32V178H33V173L31 174ZM208 176H210V175H208ZM16 177V178H15ZM19 177V178H18ZM83 177V178H82ZM197 177V178H196ZM245 177H247L246 175L244 176V178ZM9 178H10V180H9ZM37 178H39V180L37 179ZM212 178H213V176H212ZM248 178V177H247ZM251 181H254L255 180V178L253 177V174L251 175ZM83 179V180H82ZM254 179V180H253ZM14 180V181H13ZM5 181H3V182H5ZM10 181L13 183V185H11V183H10ZM112 182V183H111ZM111 183V184H110ZM114 183H116V184H114ZM1 184V183H0ZM193 184V185H192ZM3 185V184H2ZM140 186H142L141 188H140V190L142 191L141 193L142 194H147V195H149L150 194V196H152L154 193H153V190H155V189H159L160 187L158 186V184H156V183H152V182H149V181H145V182H143V183H140L139 184ZM121 186V185H120ZM192 186H194V188L192 187ZM50 187V188H49ZM103 187V186H102ZM4 188V189H3ZM9 189V190H8ZM82 189V188H81ZM116 189V190H115ZM69 190H70V193H68L69 192ZM145 190V191H144ZM34 191V192H33ZM72 191V192H71ZM149 193H148V192ZM79 192V191H78ZM18 193V194H17ZM20 193L22 194V196H27V195H31L32 197H34L30 202L29 201H26V202H23L22 204H21V208L19 209L20 211H21V209H22V212H24V211H27L28 213H29V215H30V217L32 216L33 218H32V221H34L32 224L34 225H32V224H28V223H24V218L19 214H13V215H5V214H7V206L9 205L11 208L12 207H14L15 205V202H19V200H20V202L22 201L21 199H20V197L18 198V196L20 195ZM76 193V192H75ZM257 193H258V195H257ZM10 194V195H9ZM77 194V193H76ZM141 194V195H142ZM15 195V196H14ZM34 195V196H33ZM72 195H74V193L72 194ZM112 195H114V196H112ZM134 196H137L136 194H133ZM21 196V195H20ZM111 196H112V198H111ZM116 196V197H115ZM130 196H132L131 194H130ZM160 196V197H159ZM231 196V197H230ZM11 197V198H10ZM162 197V195H161V193H160V191L159 192H157L154 196H153V198L154 199H157V200H160V199H162L161 198ZM114 198V199H113ZM231 198V199H230ZM261 198V199H260ZM15 202H14V201ZM18 200V201H17ZM34 200V201H33ZM114 200V201H113ZM234 200V201H233ZM238 200V201H237ZM133 201V202H132ZM168 201H170V202H172V203H174L175 202V199H172V198H169L168 199ZM6 204H5V203ZM19 202V203H20ZM8 203V204H7ZM1 204H3V205H1ZM83 204V205H82ZM128 204H132V205H128ZM6 207H5V206ZM11 205H13V206H11ZM35 205V206H34ZM79 205V207H80V210H81V212L82 213H80L79 214V218L81 219V220H86V219H97L99 216L96 214V213H94V212H92V209H90L88 206H86L82 201H80V204H78ZM3 206H4V208H3ZM37 206V207H36ZM42 206V207H41ZM195 206V207H194ZM35 207V208H34ZM40 207L41 208H44L43 207V205H40ZM82 208H84V210L82 209ZM195 208V209H194ZM24 209V210H23ZM86 209V210H85ZM128 209V210H127ZM135 209V208H134ZM262 209V210H263ZM18 210V211H19ZM126 210V211H125ZM172 210H174V209H170V212H172ZM13 211V210H12ZM11 211V212H12ZM83 211H85V212H83ZM124 211V212H123ZM176 211V210H175ZM234 211L236 212V213H234ZM55 212H56V214H58L57 213V209L55 208ZM54 212V213H55ZM96 212V211H95ZM105 212V211H104ZM126 212V213H125ZM159 215H161V216H165V217H167V216H171V215H173V214H161V212H159V211H156ZM212 212V213H211ZM218 212V213H217ZM41 213V214H40ZM101 213H103V212H101ZM106 213V212H105ZM105 213H103V215H106V214H108V212L105 214ZM119 213V214H118ZM232 213H233V215H232ZM39 214H40V216L42 217V215L45 217V215L44 214H46V218H39ZM86 214V215H85ZM238 214V215H237ZM37 215V216H36ZM101 216L100 217H102L103 215L102 214H100ZM204 215V216H203ZM235 215H237L238 217H235ZM244 215V217H243V219L241 220V217ZM6 216V217H5ZM16 216V217H15ZM98 216V217H97ZM124 216V217H123ZM35 217V218H34ZM38 217V218H37ZM11 218V219H10ZM16 218H17V221H16ZM49 218V219H48ZM40 221V223L41 224H43V226L42 225H40V226H38L37 225V223H36V221H38V220ZM58 219V220H57ZM57 219H56V221H57V227H59V225H60V218H59V215H57ZM195 219V220H194ZM231 219V220H230ZM10 220V221H9ZM41 220H43V221H41ZM70 220V221H69ZM242 222H241V221ZM18 221H20V222H18ZM23 221V222H22ZM45 221H46V223H45ZM100 221V223L102 222V220H99ZM107 221H109V220H107ZM106 221V223H108ZM193 221V222H192ZM16 222V223H15ZM184 222H186V223H188V225H192V227H194V231H192V233L189 235V233H185V231L184 230H186V229H184L183 230V228H181L179 225L181 224V223H184ZM229 222L230 223H232L233 225L235 224V226H236V228L234 229V230H232L231 228H229V227H226V226H224V224H226V225H228L229 224ZM21 223H23L22 225H21ZM50 223V222H49ZM97 223V222H96ZM99 223V222H98ZM207 224V225H206ZM223 225V229L222 228H220V229H218L217 227H219L220 225ZM24 225V226H23ZM100 225H104V223H101ZM22 226H23V228H22ZM36 226V227H35ZM112 226H114V225H112ZM44 227H45V229L47 230H44ZM8 228V229H7ZM29 228H31V230H29ZM39 230H38V229ZM83 230H82V229ZM216 228V229H215ZM27 229H28V232H27ZM58 229V228H57ZM61 229V228H60ZM228 229V230H227ZM34 232H33V231ZM209 230H210V232H209ZM212 230V231H211ZM46 231V232H45ZM156 231V230H155ZM214 231H216V232H214ZM222 231V232H221ZM225 231V232H224ZM14 232V233H13ZM22 234H21V233ZM32 232V233H31ZM44 232V233H43ZM50 232V231H49ZM239 232V233H238ZM19 233V234H18ZM59 233V234H58ZM62 233V234H61ZM222 233V234H221ZM51 234V233H50ZM128 234V235H127ZM224 234H225V236H224ZM239 234H241V235H239ZM19 235V236H18ZM20 235L22 236L21 238H20ZM25 235V236H24ZM237 235V236H236ZM13 236V237H12ZM16 236H18V237H16ZM82 237V239H81V237ZM178 237V238H182L181 239V241H183L184 242V245L183 244H181L180 243V241H177L176 242V240L175 239H171V240H168V238H172V237ZM185 236H187V237H191L190 238V240H188V241H186V240H184V237ZM221 236V237H220ZM11 237V238H10ZM29 237V238H28ZM4 238V239H3ZM19 238V239H18ZM23 238V239H22ZM27 239V240H25V239ZM48 238H49V240H48ZM51 238V239H50ZM74 240H73V239ZM219 238V239H218ZM157 240H160V236L159 237H157L156 238ZM208 239V240H207ZM18 242H17V241ZM25 240V243H26V245H27V248H24L23 246H22V242ZM120 240H122V241H120ZM19 241H20V243H19ZM38 241V242H37ZM74 241V242H73ZM223 241H225L224 239H223ZM33 242H35L34 244L36 245H34L35 247H33L32 246V244L31 243H33ZM92 242V241H91ZM10 243V244H9ZM70 243V244H69ZM110 243L112 244L113 242H111L110 241ZM134 243V244H133ZM19 244H21V245H19ZM69 244V245H68ZM114 244H116V243H114ZM202 244V245H201ZM16 245V246H15ZM24 245V244H23ZM40 245V246H39ZM76 245V246H75ZM77 245H79V246H77ZM29 246V247H28ZM61 246V247H60ZM62 246H67V247H62ZM71 246H73V248H71ZM82 248H81V247ZM235 246V245H234ZM33 247V248H32ZM97 248H98V252L99 253H101L104 257H106V254L104 253L106 250H107V247L108 246H96ZM117 248H118V246H116ZM216 247V250H218L219 248H220V246H215ZM247 247H253V251L254 250H258L259 248L257 247V246H247ZM12 248H13V250H12ZM54 249V250H53ZM72 249V250H71ZM82 249V250H81ZM83 249H85V253H84V250ZM119 249V248H118ZM52 250V251H51ZM15 251V252H14ZM118 251H120L119 252V254H120V256L118 257V259H119V262H117V263H115V264H128L127 262H126V260H125V258H126V256L127 255H129V254H140V253H137V252H133V251H130V250H127V251H124V250H122V249H120V250H118ZM34 252V253H33ZM53 252V253H52ZM77 254H78V256H77ZM86 254V255H85ZM118 254V255H119ZM141 254H143V253H141ZM53 255V257H51ZM84 255V256H83ZM145 255H152V256H155L157 259H159L160 261H162L163 263H166V264H181V263H178V262H173L172 260L170 261L169 259H167V258H161V257H159V256H156L155 254H145ZM258 256V255H257ZM216 257V258H215ZM47 258V259H46ZM74 258V259H73ZM97 258V259H96ZM211 259H217V256H212L211 257ZM47 260V261H46ZM167 260V261H166ZM98 261V260H97ZM171 262V263H170ZM97 264H98V262H97ZM107 264V263H106Z\"/></svg>","mask_w":264,"mask_h":264},{"label":"water","instance_id":"obj_3","mask_svg":"<svg viewBox=\"0 0 264 264\" xmlns=\"http://www.w3.org/2000/svg\"><path fill=\"white\" fill-rule=\"evenodd\" d=\"M239 3L244 4L245 0H238ZM0 5L14 6L17 11H24L21 4L16 0H0ZM101 0H82L80 8L88 11L99 17L106 18V14L99 11ZM264 6V2L262 4ZM121 23H126L125 18L117 19ZM71 36L79 43L87 46H92L97 43V40L92 36H89L83 32L72 33ZM12 44L8 41L0 42V51L7 48H11ZM59 54L58 48H51L47 51V59L53 60ZM41 83H45V79L40 80ZM230 96V91L217 84L209 85L203 92L204 102H202L198 109L202 112L211 110V106L214 105L223 109L222 116L225 119L232 120L242 125V130L239 134V144L243 150L248 152H258L259 157L252 160L248 167L252 171L253 175L260 180H264V121L259 117L258 108L250 103H234L226 105V101ZM50 104L49 99H43L40 101L39 110H45ZM117 117L121 120H128L131 114L126 110H119ZM9 125L18 129H31L39 130L40 135H46L51 133V128L44 127L38 128L35 124L30 122L25 116L12 118L9 120ZM8 149L11 152H18V147L15 144H10ZM8 195L0 191V200H5ZM81 201L89 208L95 211H102L105 205L96 199H94L89 193H83L80 196ZM128 264H162L157 258L151 255L144 254H129L125 258Z\"/></svg>","mask_w":264,"mask_h":264}]
</instances>
